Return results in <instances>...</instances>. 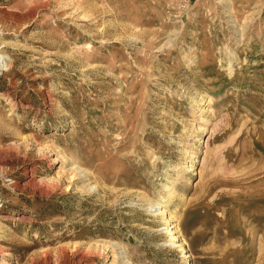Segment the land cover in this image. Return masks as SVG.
Returning a JSON list of instances; mask_svg holds the SVG:
<instances>
[{"label":"rangeland","instance_id":"1","mask_svg":"<svg viewBox=\"0 0 264 264\" xmlns=\"http://www.w3.org/2000/svg\"><path fill=\"white\" fill-rule=\"evenodd\" d=\"M1 55L0 264H264V0H0Z\"/></svg>","mask_w":264,"mask_h":264},{"label":"bare ground","instance_id":"2","mask_svg":"<svg viewBox=\"0 0 264 264\" xmlns=\"http://www.w3.org/2000/svg\"><path fill=\"white\" fill-rule=\"evenodd\" d=\"M6 62H5V56L4 55H1L0 56V70H2V69H4L5 67H6ZM58 147H54V149L56 150ZM58 155L60 156V158L62 159V158H64V156L62 155V154H60V153H58ZM191 166V168H190V172H192L193 170H194V164H191L190 165ZM63 170V168H61V171ZM157 213H159V214H162V215H165L166 214V210L164 209V208H162V207H160L159 205L157 206ZM166 216V215H165ZM169 218V217H168ZM168 218H166V219H168ZM171 219V218H170ZM169 219V220H170ZM166 224H168V222L166 223ZM177 226V225H176ZM175 225H173V226H171L170 224H168L167 225V228H165L166 229V231L170 234V236H171V240L173 241V243H174V245H175V243H176V241L179 239V236L177 235L178 234V232H177V227H176ZM259 234V233H258ZM184 242V241H183ZM97 244H99L98 242H95V246H99V245H105V244H99V245H97ZM106 245H107V243H106ZM110 245V244H109ZM112 246V245H111ZM107 247H108V245H107ZM102 249V248H101ZM183 249V248H182ZM115 255H116V253H115ZM84 258H85V256H84ZM115 258H117V256H114V259ZM253 258V257H252ZM81 260V259H80ZM82 260H84L83 258H82ZM81 260V261H82ZM80 261V262H81ZM69 263V262H68ZM90 263V262H89ZM35 264H40L39 262H35ZM46 264H51V262H50V260H46Z\"/></svg>","mask_w":264,"mask_h":264}]
</instances>
